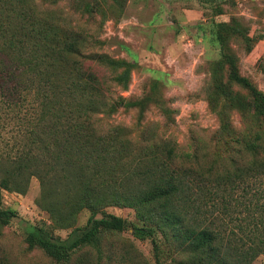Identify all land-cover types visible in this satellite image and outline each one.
I'll list each match as a JSON object with an SVG mask.
<instances>
[{"label":"trees","instance_id":"obj_1","mask_svg":"<svg viewBox=\"0 0 264 264\" xmlns=\"http://www.w3.org/2000/svg\"><path fill=\"white\" fill-rule=\"evenodd\" d=\"M218 26L222 48L223 32L243 35L252 48L254 38L235 32L237 24ZM87 45L89 35L58 6L0 0V136L5 126L17 129L0 149V230L18 216L4 207L3 190L25 192L36 177L37 203L54 225L71 231L62 237L34 225L26 242L58 262L97 244L105 232L130 230L153 238L156 264V233L185 253L182 264H252L264 254V130L237 138L235 152L247 155L242 161L244 155L183 150L172 138L153 140L145 130L137 135L106 121L138 104L114 89L128 88L134 64ZM223 60L234 82L262 94L239 72L233 54ZM217 89L225 91L221 84ZM257 111L264 115V103ZM109 206L135 209L142 225L108 212ZM84 209L91 214L76 226Z\"/></svg>","mask_w":264,"mask_h":264},{"label":"rangeland","instance_id":"obj_2","mask_svg":"<svg viewBox=\"0 0 264 264\" xmlns=\"http://www.w3.org/2000/svg\"><path fill=\"white\" fill-rule=\"evenodd\" d=\"M36 1L42 8L58 6L84 29L89 51L134 64L128 88L114 89L138 104L119 108L106 121L130 127L137 135L145 130L153 140L172 138L183 150L200 147L215 157L247 158L235 152L241 146L237 138L264 130V115L257 111L264 103V0ZM220 22L237 24L235 32L243 30L254 38L252 48L243 35L230 32H223L222 48L217 38ZM224 53L234 55L239 72L262 94L254 96L230 78ZM217 84L226 94L218 92ZM224 122L228 129L222 131ZM4 129L0 149L17 131L12 126ZM40 190L36 177L25 192L3 190L4 207L17 210L18 216L0 230V264H156L153 238L130 230L105 232L97 244L77 248L62 262L39 247H29L26 237L34 225H48L62 237L71 231L54 225L37 203ZM107 211L142 225L133 208L109 206ZM90 214L82 210L76 226L85 225ZM155 238L161 248L160 264L183 263L185 253L176 251L161 233ZM252 264H264V254Z\"/></svg>","mask_w":264,"mask_h":264}]
</instances>
